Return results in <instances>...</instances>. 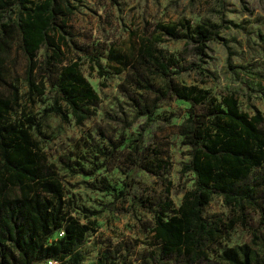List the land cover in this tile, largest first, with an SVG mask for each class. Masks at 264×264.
I'll list each match as a JSON object with an SVG mask.
<instances>
[{
	"label": "trees",
	"instance_id": "1",
	"mask_svg": "<svg viewBox=\"0 0 264 264\" xmlns=\"http://www.w3.org/2000/svg\"><path fill=\"white\" fill-rule=\"evenodd\" d=\"M76 9L69 0H0V86L7 85L6 61L17 39V49L27 60L25 82L29 96L44 95L46 80L55 91L53 104L43 111L42 120L53 114L69 121L61 102L67 105L77 125H82L96 113L100 98L81 73L78 62L63 65L64 50L70 45L67 26L61 18ZM156 28L159 32L150 36L131 32L128 40L108 49L106 66L112 74H126L120 89L136 111L131 122L115 121L127 130L139 118L145 119V127L132 143L127 159L131 169H142L164 180L163 172L171 163L157 149H153L155 157L146 156L143 135L163 101L175 98L189 104L187 118L178 132L182 143L190 147L183 172L194 175L192 189L179 208L173 209L168 198L150 201L131 195L133 181L124 182L121 189L105 179L98 186L86 184L116 199L131 197L134 204L153 212L154 237L160 246L158 251L146 253L148 264H264V244L260 252L244 256L234 249L212 255L208 248L224 231L232 230L237 223L246 224L247 209L261 210L264 221V172L256 173L264 164V115L256 107L253 115L243 112L234 94L218 100L206 90L178 84L176 76L183 72L180 61L173 55H163L157 47L163 38L185 40L203 59L209 41L223 40L218 26L203 22L192 27L184 21L159 23ZM41 47L51 56L39 62L37 53ZM93 60L99 75L108 76L99 59ZM195 69L204 76L208 74L199 65ZM152 77L161 78L164 87L152 83ZM14 90L10 96L0 92V264H42L48 260L81 264L86 259L82 248L91 225L81 223L67 210L65 189L55 165L48 163L38 149L31 127L8 120L17 100L18 90ZM42 120L35 128L41 127ZM28 123L33 124L32 118ZM98 135L107 143L105 151H98L105 160L114 158L125 144L123 135L115 138L103 129L98 130ZM60 162L65 169L84 177H93L97 171L65 157ZM217 195L223 197L225 205L241 213L224 224V231L219 223L203 216L205 207ZM56 233L62 236L54 238ZM118 259L117 251L104 250L96 264H117Z\"/></svg>",
	"mask_w": 264,
	"mask_h": 264
},
{
	"label": "rangeland",
	"instance_id": "2",
	"mask_svg": "<svg viewBox=\"0 0 264 264\" xmlns=\"http://www.w3.org/2000/svg\"><path fill=\"white\" fill-rule=\"evenodd\" d=\"M34 3L41 0H31ZM77 9L61 19L67 26L69 49L65 51L63 65L72 61L79 64L81 73L99 94L96 113L82 125H77L67 105L60 102L69 116L63 121L50 114L42 120L43 111L53 104L55 91L46 80V91L41 96H29L25 82L26 58L17 49L18 40L12 46L6 61L7 85L0 86L5 95L15 93L14 110L8 115L12 123L30 128L38 149L55 165L59 181L65 189L67 210L83 224L91 225L87 242L83 246L86 259L81 264H96L104 250L117 251V264H148L146 253L158 251L159 242L154 237L153 212L140 208L127 199H116L107 192L93 190L86 183L98 186L102 179L118 189L124 182H131V195L150 201L170 199L172 208L178 209L183 197L191 191L194 175L183 172L189 161V148L182 143L179 127L187 118L189 104L169 98L161 103L143 135V148L149 158L159 152L171 164L163 172L164 180L142 169L130 168L128 156L132 143L145 127V119L139 118L129 129H123L115 119L133 120L136 111L120 89L126 74H112L107 68L109 47L128 40L131 32L150 36L156 34L157 24L189 21L192 27L210 22L220 28L221 41L207 43L206 57L200 59L192 45L185 40L163 38L157 47L163 55H173L183 70L176 76L177 83L206 90L222 100L234 94L243 112L253 115L256 107L264 115V0H69ZM228 22H231L228 24ZM51 53L41 47L37 60L50 58ZM94 58L108 74L101 77ZM62 65V66H63ZM207 75L198 73L197 66ZM192 67V68H191ZM194 68V69H193ZM210 74V75H209ZM151 82L164 87V81L152 77ZM202 111V108H200ZM32 118L33 124L28 123ZM42 120L39 129L36 123ZM264 128V123H263ZM103 129L115 138L124 136L121 146L111 160H105L98 151H105L107 143L98 135ZM76 160L88 169H96L92 177L76 175L65 169L61 159ZM264 172V164L256 173ZM129 176V177H128ZM223 197L215 196L203 216L206 220L224 224L241 213L234 206H227ZM154 209L158 210L157 206ZM99 212L91 215L90 212ZM246 224L237 223L230 231H224L215 245H210L212 255L220 256L226 250H237L242 256L260 252L264 244V221L261 210H246ZM62 233H56L59 238ZM40 264V263H36ZM44 264V263H42ZM67 264V263H63Z\"/></svg>",
	"mask_w": 264,
	"mask_h": 264
},
{
	"label": "built area",
	"instance_id": "3",
	"mask_svg": "<svg viewBox=\"0 0 264 264\" xmlns=\"http://www.w3.org/2000/svg\"><path fill=\"white\" fill-rule=\"evenodd\" d=\"M44 264H59L56 260H48Z\"/></svg>",
	"mask_w": 264,
	"mask_h": 264
}]
</instances>
